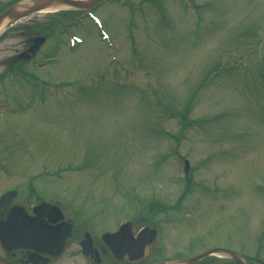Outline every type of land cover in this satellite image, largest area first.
I'll list each match as a JSON object with an SVG mask.
<instances>
[{"label": "rangeland", "instance_id": "obj_1", "mask_svg": "<svg viewBox=\"0 0 264 264\" xmlns=\"http://www.w3.org/2000/svg\"><path fill=\"white\" fill-rule=\"evenodd\" d=\"M66 11L53 30L83 17ZM90 12L51 63L0 80V193L34 185L33 200H69L97 234L118 218L156 227L144 261L224 248L264 264V0ZM6 40L0 72L19 51Z\"/></svg>", "mask_w": 264, "mask_h": 264}, {"label": "flooded vegetation", "instance_id": "obj_2", "mask_svg": "<svg viewBox=\"0 0 264 264\" xmlns=\"http://www.w3.org/2000/svg\"><path fill=\"white\" fill-rule=\"evenodd\" d=\"M28 1L0 0V15ZM27 10V7L15 9L19 12ZM59 11L65 10L35 11L14 20L8 17L1 21L0 39H7V45L15 39L19 47V51L4 56L6 64L3 67L7 72L4 69L0 72L1 82L8 73L31 76L32 71H28L29 75L25 72L27 63H51L55 47L59 43L70 42L62 35L74 25L75 16L70 17L68 24L58 32L53 29L58 14H61ZM36 14H45L50 19L47 23H41V19L34 18ZM3 33L11 36L4 37ZM10 191L15 193L0 205V223L4 222L3 236L0 238V264H155L186 259L175 256L166 260L144 261L146 248L153 244L158 234L156 227L144 225L137 229L132 220L118 218L111 226L100 227L102 229L97 234L94 230L98 232L99 228L92 226L94 223L87 221L89 218L73 215V205L67 199L58 202L44 198L33 200L34 185L27 186L26 191L21 193L18 189H7L0 194V198ZM88 224H92V228ZM146 227L154 229L156 236L143 247L141 257L136 258V236ZM153 252H160V248H155ZM198 262L200 260L193 264Z\"/></svg>", "mask_w": 264, "mask_h": 264}, {"label": "water", "instance_id": "obj_3", "mask_svg": "<svg viewBox=\"0 0 264 264\" xmlns=\"http://www.w3.org/2000/svg\"><path fill=\"white\" fill-rule=\"evenodd\" d=\"M102 0H30L27 4H20L18 7H27L28 10L26 12H19L15 11L17 9L13 6L10 9L6 10L0 15V25L1 21L5 18H10L11 20L17 19L19 17L25 16L26 14H29L31 12L40 11V10H46L49 8H58V7H65L73 10H87L93 5L97 4ZM14 12V13H13ZM8 24V23H6ZM188 162H184V173H188ZM6 197H2L0 202L5 199ZM4 222L0 223V238L3 236V228ZM156 231L154 229L149 228H143L139 231V233L136 236V258H140L142 255L143 247L146 245H149L153 239L155 238ZM222 254L229 258H231L233 261H235L237 264H247L237 253L233 251H229L227 249L223 248H214L207 251H204L202 253H199L198 255L191 257L189 259L181 260L179 262H160L155 264H193L207 256H210L212 254Z\"/></svg>", "mask_w": 264, "mask_h": 264}, {"label": "bare ground", "instance_id": "obj_4", "mask_svg": "<svg viewBox=\"0 0 264 264\" xmlns=\"http://www.w3.org/2000/svg\"><path fill=\"white\" fill-rule=\"evenodd\" d=\"M20 4H17V7L19 6ZM56 9H69V8H65V7H63V8H61V7H58V8H55V10ZM47 10H49V11H53L54 10V8H49V9H47ZM2 30V28H0V31Z\"/></svg>", "mask_w": 264, "mask_h": 264}]
</instances>
